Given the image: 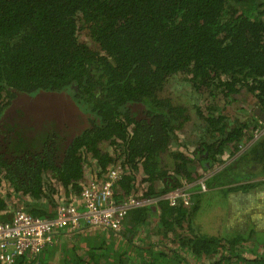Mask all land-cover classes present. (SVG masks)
Listing matches in <instances>:
<instances>
[{"label":"trees","instance_id":"1","mask_svg":"<svg viewBox=\"0 0 264 264\" xmlns=\"http://www.w3.org/2000/svg\"><path fill=\"white\" fill-rule=\"evenodd\" d=\"M172 78L186 82L183 99ZM44 93L64 104L63 114L30 106L27 97ZM252 102L244 120L234 117ZM255 108L264 112V0H0V187L25 197L34 216H53L60 189L78 196L91 163L98 176L121 169L124 194L138 181L149 195L196 181V167L209 171L225 151L236 155L245 135L253 139L262 127ZM188 128L197 136L182 144ZM24 135L41 139L39 148ZM247 157L264 171V137L236 161ZM226 169L206 180L224 187L223 199L228 182L242 178L226 179ZM9 196L0 195L1 221L13 209ZM202 205L136 210L123 239L105 230L74 241L60 233L13 264H189L187 255L197 264H264V247L246 248L253 229L245 240L246 232L208 236L191 225L182 235ZM154 216L153 231L136 242L134 230Z\"/></svg>","mask_w":264,"mask_h":264},{"label":"built area","instance_id":"2","mask_svg":"<svg viewBox=\"0 0 264 264\" xmlns=\"http://www.w3.org/2000/svg\"><path fill=\"white\" fill-rule=\"evenodd\" d=\"M261 125L254 130L251 143L263 139L264 121ZM248 145L240 148L241 151ZM122 175L121 169L112 166L103 175L96 174L86 181L78 196L56 199L52 217L34 216L23 207L15 209L8 220H0V262L13 264L18 257L36 255L47 245H52L56 241L54 235L60 233L67 238L91 229L121 233L132 212L161 203L190 209L194 207V189L201 193L207 190L204 180L198 179L183 182L165 193L149 195L146 191L135 190L124 194L119 184ZM77 199L79 206L74 204Z\"/></svg>","mask_w":264,"mask_h":264},{"label":"crops","instance_id":"3","mask_svg":"<svg viewBox=\"0 0 264 264\" xmlns=\"http://www.w3.org/2000/svg\"><path fill=\"white\" fill-rule=\"evenodd\" d=\"M251 103V102H248ZM253 107L256 106V102H252ZM257 109V108H255ZM255 115V114H254ZM259 116V115H258ZM259 123L261 121L259 120ZM257 128H254V130ZM194 134V135H193ZM196 133H190V128H188V131L186 132V136L179 135V137L182 138H190L192 140V137L195 138ZM249 134L245 135L244 140L242 142V146L245 144L246 146L243 151L236 152V155L231 156V152H226L221 157V164H217L213 169L209 171H203L200 168L196 167V174L200 177L204 176L205 179H210L212 176H215L220 171H222L224 168L226 169V179L229 177H234V175H241L242 178L239 180L238 183L230 185L229 182L225 187L230 188V192H227V196L224 197V212L225 216H227L224 220L222 227L224 228L223 231L231 233L233 232H243L247 233L251 231L252 229H258L259 231H264V171L262 167L253 161L252 164L249 163L248 157L246 160L241 164H238L236 161L238 159V156L241 154L248 153L249 155V149L252 147L254 143H251V137H248ZM248 137V138H247ZM253 138V136H252ZM180 143L183 142L179 140ZM241 148V147H240ZM178 151H182L183 147H177ZM229 154V156L227 155ZM91 167L84 170V180L87 181L91 179L93 176H95L98 173V170L96 168L95 163H91ZM90 165V163H88ZM83 183V182H82ZM86 183V182H85ZM233 186H244L246 187L245 190L238 189L233 190ZM220 188H215L216 190H219L220 192H223ZM242 188V187H241ZM61 190V189H60ZM214 189L207 188L205 193H201L198 191L197 188L194 189V207L198 206V202L203 200V196L207 195L208 192L216 191ZM2 193L6 192L4 188H1L0 190ZM60 194V191H59ZM57 202V200H56ZM23 207V205H22ZM20 207V208H22ZM240 207V208H239ZM199 211V210H198ZM9 212V211H8ZM12 212V211H11ZM9 212V214L11 213ZM197 212V211H196ZM155 217V216H154ZM129 218V217H128ZM128 221V220H127ZM127 225V222L125 223L124 227ZM191 225V228L194 233H198V231L195 228L193 217L191 219V223L188 221L187 224L183 225L182 231H187L189 228L188 226ZM138 228V227H137ZM136 228V230H137ZM252 228V229H251ZM124 229V228H123ZM192 230H190L189 234H192ZM181 231V232H182ZM74 243V242H71Z\"/></svg>","mask_w":264,"mask_h":264},{"label":"rangeland","instance_id":"4","mask_svg":"<svg viewBox=\"0 0 264 264\" xmlns=\"http://www.w3.org/2000/svg\"><path fill=\"white\" fill-rule=\"evenodd\" d=\"M170 88L173 91V93L176 96H179L180 98L183 99V97H185L187 90H186V82L181 81V80H174L173 78L170 80ZM191 93V92H190ZM23 97H26L25 94H20ZM34 95L27 97L28 103L30 104V106H39V105H44L45 107H47L48 109H51L52 107H56L57 113L58 114H63V106L64 104H57L55 103V99L54 96L51 93H44V94H40L38 97H36L35 99H32ZM60 97L64 96L63 94L59 95ZM193 99H199L198 96H194ZM15 101V100H14ZM191 103V100H190ZM21 104V100L20 98H16L15 104L11 107V109L7 110L5 112V115L8 114H12L16 109H18L17 107ZM240 107H244L240 110H237L239 113L236 114L234 117H237L241 120L245 119V115L248 113L249 114V109H251L253 107V105H243ZM239 107V109H240ZM68 108H72V106H68ZM74 108H72L71 113H73ZM234 115V113L232 114ZM249 115H247L246 119L249 118ZM58 120V119H57ZM18 131L20 132L19 128ZM23 136V135H21ZM24 138L27 141H33L35 142L36 146L38 147L40 146L42 140L41 139H37L36 136L34 135H24ZM183 142H181L182 144H188L187 142L189 141L188 138L187 140L185 138H183L182 140ZM191 141H189L190 143ZM39 148V147H38ZM2 188H4L5 191L8 192L9 188L7 186H3ZM216 190V189H214ZM2 194L5 195V192H3ZM224 195V192H220L219 190L213 191V192H208L207 195L203 196V205L201 207V209L197 212H195L193 214V222L195 225L196 230L199 233H204L205 235L208 236H219V235H228L225 231H223V223L225 218L227 216H225V212H224V206H225V202L222 199ZM20 196H13L12 199L9 200V204L13 205L12 208L13 209H19L20 207H22L23 203L21 202L22 200L19 199ZM74 204L76 206L80 205V200L77 199ZM193 208H190V211H193ZM201 211V212H200ZM155 222H156V218L155 217H149L148 221H146L145 224L141 225L140 227L137 228V230L135 231V236L133 238H135L134 240H136V242L139 239V237L141 236L142 233H144L145 231L150 230L151 232L153 231V229L155 228ZM127 228V225L125 226ZM252 229V228H251ZM99 231H103V230H98V229H94V232H99ZM182 235L184 234V231H182ZM83 233V232H82ZM87 234H91L90 231L86 232ZM123 232L118 233V234H114L115 238H119V239H123V237L121 236ZM85 236V235H84ZM105 236V235H104ZM249 236V232H247V234H243V238L244 240L247 239ZM73 238V239H72ZM76 237H71V240H77L75 239ZM84 238V237H82ZM64 240V238H62ZM62 240V241H63ZM68 240V239H66ZM69 240V241H71ZM117 240V239H116ZM246 242V241H245ZM246 244L247 245V249L252 250V252H255L254 250H258L259 247H264V231H259L258 229H254L253 233L251 235V240L248 241ZM126 245V243H125ZM246 246V245H245ZM123 246L120 247V249ZM260 250V249H259ZM180 253L183 255H187L186 253H184L182 250H180ZM255 253H259V251L255 252ZM261 254V253H260ZM246 257H254V255L252 253H247L245 254ZM187 255V259L189 261V264H197L194 263L193 260L190 258V256ZM262 256V254H261ZM199 263V262H198Z\"/></svg>","mask_w":264,"mask_h":264},{"label":"flooded vegetation","instance_id":"5","mask_svg":"<svg viewBox=\"0 0 264 264\" xmlns=\"http://www.w3.org/2000/svg\"><path fill=\"white\" fill-rule=\"evenodd\" d=\"M180 135H181V134H180ZM178 139L181 140V141L183 140V138L181 139L180 137H178ZM242 147H243V146H241V148H242ZM175 150H177V148H175ZM239 151L241 152V149H239ZM168 172H170V170H168ZM141 176H142V177H140V178H142V179L145 177V176H143V173H142V172H141ZM199 177H200V176L198 175V178H197V179L204 180V182H205V184H206V180H207L208 178L205 179L204 176H202V177H200V178H199ZM5 185H6V184H5ZM6 186H7V185H6ZM148 186H149V184H147V182L144 183V182H139V181H138V182L136 183L137 191H143V192L146 191V192H147ZM7 187H8V186H7ZM158 187H159V186H158ZM158 187H156V188H158ZM1 188H2V187H0V190H1ZM8 188H9L8 192L10 193V196H9V199H7V200H10V199H12L13 196L16 197L17 194H15L14 191H13L10 187H8ZM0 195L3 196V197L5 198V195L2 194L1 191H0ZM18 196H19V195H18ZM5 199H6V198H5ZM19 199H20V200H23V199H24L25 201H27V199H26L25 197H20Z\"/></svg>","mask_w":264,"mask_h":264},{"label":"water","instance_id":"6","mask_svg":"<svg viewBox=\"0 0 264 264\" xmlns=\"http://www.w3.org/2000/svg\"><path fill=\"white\" fill-rule=\"evenodd\" d=\"M254 114H255L256 116L259 115V120H260L261 122L264 121V112H260V109H259V108L255 109ZM89 180H90V179H89ZM89 180H87V182H88ZM87 182H86V183H87ZM86 183H85V184H86ZM85 184H83V186H84ZM59 191H60V194H59V192H58V196L56 197V199H58L59 197H62V196L66 197V198L72 196V195H69L68 197L65 196V192H64L62 189L59 190ZM73 197H75V196H73ZM151 210H152L153 212H155L157 209H156V207H152ZM158 211H159V210H158Z\"/></svg>","mask_w":264,"mask_h":264},{"label":"clouds","instance_id":"7","mask_svg":"<svg viewBox=\"0 0 264 264\" xmlns=\"http://www.w3.org/2000/svg\"><path fill=\"white\" fill-rule=\"evenodd\" d=\"M135 190H137V188H136ZM135 190H134V191H135ZM14 210H15V209H11V210H9V212L12 211L10 214H9V212L7 211V212H5V213H2L1 215H9V218H10V215L14 212Z\"/></svg>","mask_w":264,"mask_h":264},{"label":"bare ground","instance_id":"8","mask_svg":"<svg viewBox=\"0 0 264 264\" xmlns=\"http://www.w3.org/2000/svg\"><path fill=\"white\" fill-rule=\"evenodd\" d=\"M240 208V207H239Z\"/></svg>","mask_w":264,"mask_h":264}]
</instances>
